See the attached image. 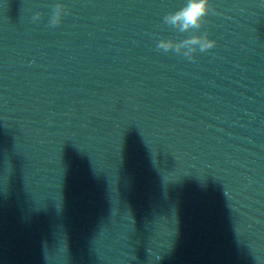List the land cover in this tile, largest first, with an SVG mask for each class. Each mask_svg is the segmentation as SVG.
<instances>
[{
  "label": "water",
  "instance_id": "obj_1",
  "mask_svg": "<svg viewBox=\"0 0 264 264\" xmlns=\"http://www.w3.org/2000/svg\"><path fill=\"white\" fill-rule=\"evenodd\" d=\"M208 2L0 0V264H264V0Z\"/></svg>",
  "mask_w": 264,
  "mask_h": 264
},
{
  "label": "clouds",
  "instance_id": "obj_2",
  "mask_svg": "<svg viewBox=\"0 0 264 264\" xmlns=\"http://www.w3.org/2000/svg\"><path fill=\"white\" fill-rule=\"evenodd\" d=\"M210 12L208 0H185L182 7L175 10L174 12H169L163 17L164 23L175 28L180 33L187 32L189 29H200L204 23V17ZM35 21L36 17H32ZM61 22L59 9H54L53 16L51 18V26L59 25ZM215 41L208 38L207 35L196 36L183 40L180 44L174 45L171 40H161L157 47L163 49L164 51L174 50L176 52L180 51L181 47H186L189 50L184 53L185 57L189 59H194L190 53L194 50V47L199 45L200 51H206L215 46Z\"/></svg>",
  "mask_w": 264,
  "mask_h": 264
}]
</instances>
